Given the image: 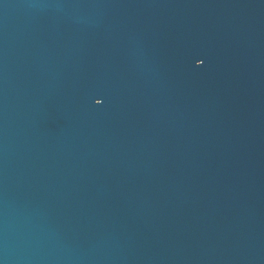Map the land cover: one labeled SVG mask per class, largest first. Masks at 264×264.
<instances>
[{"label": "water", "instance_id": "1", "mask_svg": "<svg viewBox=\"0 0 264 264\" xmlns=\"http://www.w3.org/2000/svg\"><path fill=\"white\" fill-rule=\"evenodd\" d=\"M0 264H264V0H0Z\"/></svg>", "mask_w": 264, "mask_h": 264}]
</instances>
